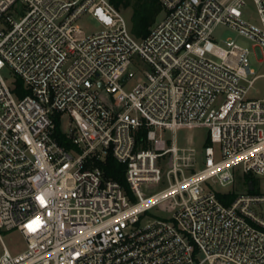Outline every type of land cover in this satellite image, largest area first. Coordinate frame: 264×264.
Listing matches in <instances>:
<instances>
[{"label":"built area","instance_id":"1","mask_svg":"<svg viewBox=\"0 0 264 264\" xmlns=\"http://www.w3.org/2000/svg\"><path fill=\"white\" fill-rule=\"evenodd\" d=\"M158 1L139 38L111 0H0V264H264V98L249 48L213 39L237 29L263 60L264 0L257 22L247 0ZM194 124L200 152L179 143Z\"/></svg>","mask_w":264,"mask_h":264},{"label":"rangeland","instance_id":"2","mask_svg":"<svg viewBox=\"0 0 264 264\" xmlns=\"http://www.w3.org/2000/svg\"><path fill=\"white\" fill-rule=\"evenodd\" d=\"M135 0H132L130 5L124 6L120 4V9L130 18L132 12V6ZM245 19L252 22H257V10L253 0H247L246 5L243 7ZM161 17V13L158 19ZM82 27L90 32L98 28L99 24L92 17H85L79 21ZM213 39L222 46H226L225 41H232L237 44L246 46L249 48V62L250 67L254 70V75H258L255 79L253 86L250 89L249 95L254 98H264V58L259 60L257 56L256 48L254 47L255 42L247 36L241 34L237 29L229 27L227 25H219L213 32ZM264 52V49H263ZM212 58L217 59L218 57L211 55ZM5 74H9V70L4 71ZM69 119H66L68 121ZM209 128L206 125L194 124L185 126L180 130L179 143L184 146H195L198 152L202 150L205 139L208 136ZM217 148V146H216ZM162 186L159 184H152L147 191V194L153 193L161 189ZM161 209L156 206L150 209L148 212L143 214V221L153 218L154 216L160 215ZM3 239L8 249L13 253L17 254L24 251L27 248L26 238L17 230H4Z\"/></svg>","mask_w":264,"mask_h":264},{"label":"trees","instance_id":"3","mask_svg":"<svg viewBox=\"0 0 264 264\" xmlns=\"http://www.w3.org/2000/svg\"><path fill=\"white\" fill-rule=\"evenodd\" d=\"M111 1L115 6L120 8V4L128 6L132 0ZM132 4L130 15L132 32L139 38L145 37L153 24L158 20V16L162 11V5L158 0H135ZM57 127L59 132L60 125L58 124ZM143 136H145V133L142 131L140 138ZM99 166L103 169L106 177L119 181L130 192L126 177V164L117 161L112 155H108L105 160L99 162Z\"/></svg>","mask_w":264,"mask_h":264},{"label":"water","instance_id":"4","mask_svg":"<svg viewBox=\"0 0 264 264\" xmlns=\"http://www.w3.org/2000/svg\"><path fill=\"white\" fill-rule=\"evenodd\" d=\"M125 77H123V79H124ZM71 135H72V132H71ZM251 187H252V184H251Z\"/></svg>","mask_w":264,"mask_h":264}]
</instances>
